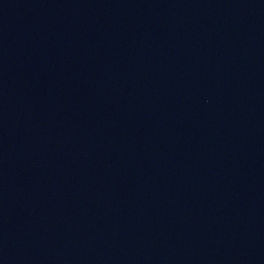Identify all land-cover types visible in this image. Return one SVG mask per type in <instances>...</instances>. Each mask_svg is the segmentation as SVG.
Listing matches in <instances>:
<instances>
[{
	"label": "water",
	"instance_id": "obj_1",
	"mask_svg": "<svg viewBox=\"0 0 264 264\" xmlns=\"http://www.w3.org/2000/svg\"><path fill=\"white\" fill-rule=\"evenodd\" d=\"M0 264H264V0H0Z\"/></svg>",
	"mask_w": 264,
	"mask_h": 264
}]
</instances>
